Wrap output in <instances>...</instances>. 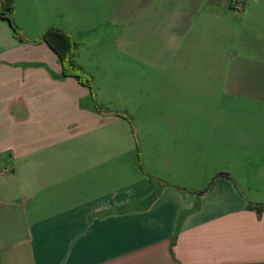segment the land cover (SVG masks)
Masks as SVG:
<instances>
[{
    "label": "crops",
    "instance_id": "crops-1",
    "mask_svg": "<svg viewBox=\"0 0 264 264\" xmlns=\"http://www.w3.org/2000/svg\"><path fill=\"white\" fill-rule=\"evenodd\" d=\"M233 1L142 0L125 24L129 35L118 42L133 44L131 34L143 29L138 36L143 42L175 41L176 55L191 58L196 76L225 77L231 42L238 37L244 55L236 71L258 78L262 94L264 0H239L245 7L241 16L233 12ZM88 4L63 0L60 10L70 21L74 12L76 21L85 22ZM94 4V12L102 10ZM36 5L37 0H16L14 21L26 41L0 19V171L9 170L0 175V264H264V212L259 216L242 202L231 175H220L216 185L237 206L218 209L225 201L205 191L206 210L180 225L185 210L202 201L199 196L165 187L149 203L152 187L145 178L120 186V171L110 165L124 154L115 147L118 135L111 133L114 123H123L124 112L96 110L87 102V88L62 76L57 55L39 42L42 28H50L45 14L55 17L56 6ZM115 12L114 25L121 22L120 8ZM24 13H39L46 21L33 37L22 23ZM254 53L255 61L248 57ZM217 60L223 62L218 71ZM235 91L226 82L220 93ZM253 97L263 106L262 96ZM202 99L214 107L211 96ZM103 131L111 145L105 150ZM88 135L94 148L86 146ZM132 153L123 167L126 176L135 169Z\"/></svg>",
    "mask_w": 264,
    "mask_h": 264
},
{
    "label": "rangeland",
    "instance_id": "rangeland-1",
    "mask_svg": "<svg viewBox=\"0 0 264 264\" xmlns=\"http://www.w3.org/2000/svg\"><path fill=\"white\" fill-rule=\"evenodd\" d=\"M62 2L37 0V5L56 6L55 17L45 14L47 23L50 28L61 29L71 37L74 42L71 62L90 80L93 93L77 79L70 78L87 88V102L96 110L109 109L129 116L121 117L123 123H114L111 133L118 135L115 147L124 154L114 166L110 165L120 171V186L145 178L152 187L149 203L158 198L165 187L178 186V190L201 199V193L210 188L213 190L211 198L226 203L215 207L226 209L238 204L222 195L223 190L216 182L220 175L229 174L234 192L242 202L264 203V92L260 94L258 78L243 77L236 71L244 55L240 38L232 39V57L224 64L225 77L218 73L196 76L191 58L181 60L176 55L175 41L169 44L153 37L143 42L138 38L142 29L131 34L136 36L133 44L118 42L119 38L129 35L125 24L132 15L131 10L142 0H96L94 5L102 10L95 12L91 8L93 0H88L90 5L85 14L88 21L85 22L76 21L79 16L74 12L71 21L64 16L60 10ZM116 8H120L117 15L121 22L114 25L112 18ZM233 8L235 15L241 16L235 3ZM19 9L21 11L22 7ZM21 19L28 37H33L39 26L46 23L39 13H24ZM47 29L41 31L44 33ZM248 57L255 61V53ZM213 68L217 71L223 68V62L215 61ZM226 82L236 91L221 94ZM258 95L262 96L263 106L253 97ZM206 96L215 100L213 108L201 102ZM81 119L83 116L78 122L81 123ZM87 127H90L89 122ZM207 133L215 139L203 138ZM107 135L109 132L103 131L100 145L104 150L111 146ZM197 136L202 140H196ZM87 140L86 146L94 148L89 135ZM127 140L132 147L129 151L134 153L130 158L135 166L128 176L125 175L128 170L123 169L127 167ZM102 161L105 169L109 168L108 159ZM208 205L206 199L197 201L185 210L179 225L186 223L189 215L204 212Z\"/></svg>",
    "mask_w": 264,
    "mask_h": 264
},
{
    "label": "trees",
    "instance_id": "trees-1",
    "mask_svg": "<svg viewBox=\"0 0 264 264\" xmlns=\"http://www.w3.org/2000/svg\"><path fill=\"white\" fill-rule=\"evenodd\" d=\"M0 2V19L6 20L10 23L15 38H17L19 41H26L24 32L21 28L16 25L14 21L16 0H0ZM39 42L46 43L51 48V50H53V52L57 55L63 68L64 77H73L77 79L79 83L88 87L91 90V93H93V87L90 83V80L86 78L82 73L77 71L75 66L71 62L70 57L74 48V42L68 34L58 28H48L41 35ZM121 116L124 118H129L127 114H121ZM165 185L168 186L170 184ZM210 190L211 189L209 188L206 192H209ZM248 207L251 209H255L259 216H262L264 212V204L249 203Z\"/></svg>",
    "mask_w": 264,
    "mask_h": 264
},
{
    "label": "built area",
    "instance_id": "built-area-1",
    "mask_svg": "<svg viewBox=\"0 0 264 264\" xmlns=\"http://www.w3.org/2000/svg\"><path fill=\"white\" fill-rule=\"evenodd\" d=\"M233 3H235V5L237 6V10L240 13H242V8L244 7V5L238 0V1H233ZM4 174H8V170H3L0 171V175H4Z\"/></svg>",
    "mask_w": 264,
    "mask_h": 264
}]
</instances>
